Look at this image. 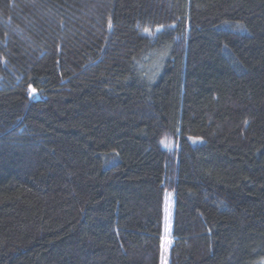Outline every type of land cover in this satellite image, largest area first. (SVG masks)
Masks as SVG:
<instances>
[{"label": "trees", "instance_id": "16d2710c", "mask_svg": "<svg viewBox=\"0 0 264 264\" xmlns=\"http://www.w3.org/2000/svg\"><path fill=\"white\" fill-rule=\"evenodd\" d=\"M0 264H264V0H0Z\"/></svg>", "mask_w": 264, "mask_h": 264}, {"label": "rangeland", "instance_id": "374dc122", "mask_svg": "<svg viewBox=\"0 0 264 264\" xmlns=\"http://www.w3.org/2000/svg\"><path fill=\"white\" fill-rule=\"evenodd\" d=\"M167 226H166V237H165V247H164V250H165V253H167V251L169 250L171 244H172V240H171V225H172V213H173V199L170 197L168 198V202H167Z\"/></svg>", "mask_w": 264, "mask_h": 264}]
</instances>
